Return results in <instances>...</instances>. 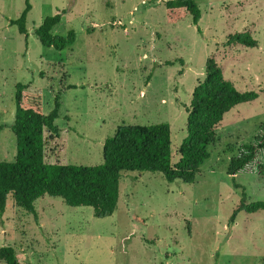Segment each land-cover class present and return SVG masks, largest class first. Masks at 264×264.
<instances>
[{
    "label": "rangeland",
    "instance_id": "rangeland-1",
    "mask_svg": "<svg viewBox=\"0 0 264 264\" xmlns=\"http://www.w3.org/2000/svg\"><path fill=\"white\" fill-rule=\"evenodd\" d=\"M166 1L29 0L26 37L9 25L25 0H0V124L13 121L17 83L29 85L44 114L59 96V136L46 143L47 163L99 165L103 143L117 127L161 123L169 125L175 163L192 91L209 57L236 90L257 94L224 115L192 184L125 172L117 209L104 219L49 196L35 203L34 216L9 196L0 214V249L12 248L18 264H264V210L230 220L243 192L248 203L264 202V179L255 163L226 174L244 146L264 143V0H194L197 25L189 15L167 23ZM56 13L61 21L52 34H75L62 51L43 47L34 34ZM243 32L256 48L225 45ZM15 154L14 135L5 128L0 162ZM256 161H264V148Z\"/></svg>",
    "mask_w": 264,
    "mask_h": 264
},
{
    "label": "trees",
    "instance_id": "trees-1",
    "mask_svg": "<svg viewBox=\"0 0 264 264\" xmlns=\"http://www.w3.org/2000/svg\"><path fill=\"white\" fill-rule=\"evenodd\" d=\"M30 9L29 0H25L20 16L9 21V25L16 26L21 35L27 34L25 24ZM164 14L169 24L189 15L192 24L197 25L201 18L194 0H167ZM60 21L61 14L56 13L46 17L35 29L34 34L43 47L62 51L74 43L73 31L66 36L52 34V29ZM225 45L256 48L257 42L248 32H243L229 35ZM28 89V84H15L13 121L9 125L0 124V132L8 128L14 135L16 148L12 162H0V214L5 211L10 196L16 206L36 216L35 203L43 196H49L61 199L70 208L89 207L97 219L108 218L117 209L119 184L125 172L157 173L168 183L192 184L200 167L210 157L209 148L216 142L215 129L224 115L257 98L253 91L236 90L223 77L217 61L209 57L205 62L204 78L192 91L186 110V138L177 150L175 163L172 162L169 125L161 123L117 127L114 135L103 143V162L84 167L45 161L47 141L59 136L54 122L59 117L60 98L57 96L52 111L44 114L40 104L30 98ZM263 148L264 143L244 146L245 152L230 158L226 174L235 176L255 163L257 176L264 179V161H256ZM261 210H264V202L248 203L243 192L230 220L234 222L240 212L252 214ZM0 260L5 264H18L10 247L0 249Z\"/></svg>",
    "mask_w": 264,
    "mask_h": 264
}]
</instances>
